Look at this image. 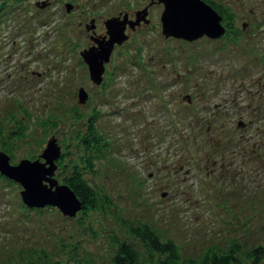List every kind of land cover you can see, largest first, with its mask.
Instances as JSON below:
<instances>
[{"label": "rangeland", "instance_id": "374dc122", "mask_svg": "<svg viewBox=\"0 0 264 264\" xmlns=\"http://www.w3.org/2000/svg\"><path fill=\"white\" fill-rule=\"evenodd\" d=\"M37 1L0 0V150L17 164L56 136L61 181L85 160L77 133L93 123L106 146L85 171L106 203L73 217L30 207L22 185L0 173V263L43 260V251L107 263L139 223L176 241L183 257L226 250L233 238L264 245V0H212L226 10L227 31L191 41L165 36L163 6H153L155 27L113 48L100 84L80 55L85 24L94 17L103 29L149 0Z\"/></svg>", "mask_w": 264, "mask_h": 264}, {"label": "water", "instance_id": "95a60500", "mask_svg": "<svg viewBox=\"0 0 264 264\" xmlns=\"http://www.w3.org/2000/svg\"><path fill=\"white\" fill-rule=\"evenodd\" d=\"M163 3L161 13L162 29L165 36L194 40L203 35L219 38L226 32L222 15L204 0H158ZM47 3L37 1V6ZM67 11L72 4H66ZM144 14L146 13L143 11ZM125 18L109 17L105 20L108 35L101 39L93 37L94 44L83 48L80 55L88 66L90 79L95 84L103 81L105 64L109 62L115 44H122L128 34L124 31ZM90 19L87 28L93 27ZM189 98V96H187ZM88 92L84 87L78 89V100L86 102ZM61 145L56 136H51L37 158L21 159L17 164L10 162V156L0 150V173L19 182L23 202L30 207L52 205L64 215L73 217L82 209V201L74 190L55 176L57 159L61 155ZM165 193H163L164 195Z\"/></svg>", "mask_w": 264, "mask_h": 264}, {"label": "trees", "instance_id": "16d2710c", "mask_svg": "<svg viewBox=\"0 0 264 264\" xmlns=\"http://www.w3.org/2000/svg\"><path fill=\"white\" fill-rule=\"evenodd\" d=\"M214 3V2H213ZM222 16L227 17L226 10L217 3ZM228 19V18H227ZM229 21H227L228 23ZM79 144L83 145L85 154L79 157V164L74 163L65 170L60 182L68 184L82 201V211L103 208L105 196L86 177V169L93 170L92 158L99 157L106 146L102 136L93 123L89 124L84 133H77ZM61 153L57 160L59 164L63 157ZM83 164V165H82ZM127 234L131 239H116L114 252L107 263L102 264H264V245L257 244L252 248H243L242 243L233 238L229 247L224 250L219 246L208 247L197 257H183L179 245L171 238L162 239L160 234L147 223L130 224ZM128 235V236H129ZM76 247V244H72ZM43 260L29 259L25 264H68L61 259H48L49 254L42 252ZM78 264H90L86 258L72 260ZM3 264V263H0Z\"/></svg>", "mask_w": 264, "mask_h": 264}, {"label": "flooded vegetation", "instance_id": "af4514ba", "mask_svg": "<svg viewBox=\"0 0 264 264\" xmlns=\"http://www.w3.org/2000/svg\"><path fill=\"white\" fill-rule=\"evenodd\" d=\"M204 1L209 3L213 8H215L218 11V8L214 5L215 2L213 3L212 0L211 1L204 0ZM155 5H162L163 6V3L158 1V0H149L148 3H146V4L142 5V6L135 7V8H130L129 10L119 11L118 13L109 16V17H112V16L118 17L119 19H124L125 18L126 23L124 25V28H125L124 31H125L126 34H128V38L124 42H126L128 39L132 38V35L137 33V32H139V31H143V32L147 33V32H150L152 30L150 27H155V23H153L152 16H151L152 7L155 6ZM143 11H145L146 13L144 14ZM109 17H107V18H109ZM222 17H223L222 23L226 27L227 26V21L225 20V18L227 19V17H225V16H222ZM92 18L94 19L93 27L88 29L87 28L88 23L85 24L87 31H90L89 32L90 43L86 47H88V46H90V45L95 43L93 41V39H92L93 37L101 39V38L106 37L108 35L107 29H106V26H105V20L107 18L103 21L104 28L103 29L101 28V29H98V30L96 29L95 18L94 17H92ZM160 21H161V14H160ZM161 24H162V22H161ZM226 31H227V29H226ZM167 37H169V36H167ZM171 37H173V36H171ZM173 38H177V37H173ZM116 45H119V44H115V46ZM115 46H114V48H115ZM113 50H112V52H113ZM106 64H105V66H106ZM136 66L140 68L139 64H136ZM260 68H262L263 73H264V63L261 64ZM239 124L244 125L245 123L242 120H238L237 125L239 126ZM241 136L242 137L238 141H242L244 139L243 134ZM3 151H5V150H3ZM5 152H7V151H5ZM231 157H232V155H231ZM213 164L216 165L217 163L214 161Z\"/></svg>", "mask_w": 264, "mask_h": 264}]
</instances>
